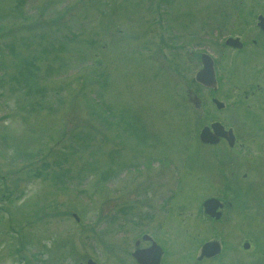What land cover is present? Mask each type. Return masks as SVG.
Segmentation results:
<instances>
[{
  "label": "rangeland",
  "instance_id": "374dc122",
  "mask_svg": "<svg viewBox=\"0 0 264 264\" xmlns=\"http://www.w3.org/2000/svg\"><path fill=\"white\" fill-rule=\"evenodd\" d=\"M259 13L264 0H0V264H138L144 233L165 238V264L189 255L174 226L230 174L199 132L209 97L234 93L196 81L200 56L229 35L264 48ZM243 109L222 118L254 132ZM243 181L256 191L239 202L264 207L262 170Z\"/></svg>",
  "mask_w": 264,
  "mask_h": 264
},
{
  "label": "flooded vegetation",
  "instance_id": "af4514ba",
  "mask_svg": "<svg viewBox=\"0 0 264 264\" xmlns=\"http://www.w3.org/2000/svg\"><path fill=\"white\" fill-rule=\"evenodd\" d=\"M259 35L258 40L253 39V44L256 45L259 39L263 41L264 32L261 29ZM223 49H226L223 56L213 58L215 86L202 85L218 92L223 84H227L234 94L229 98L227 97L229 93H224V99L228 102L223 101L222 98L218 99L215 95L209 97L211 109H208L210 112L206 113L210 115L217 113V115L212 116L208 122L202 123L201 129L205 126L210 127L215 122L221 124L222 128L218 127V132L212 128H210L211 131H208L218 138L217 142H201L200 145L202 148H208V151L217 160L225 161L223 167L229 168L230 174L221 176L215 182L216 188L213 189L215 193L202 200L217 198L219 204L214 212H207L201 206L199 217L195 216L197 221H183L174 226L173 229L176 228L184 234L187 249L190 252L189 255L182 253L178 264H187L188 261L190 264H205L211 261L216 264H257L261 262L257 257L264 254V244L258 245L260 240L257 235L259 234H256V227L254 228L256 224L263 225L264 223L251 221V217L255 218L257 215L259 217L260 208L264 209V207L256 205L248 207L244 201L239 202L241 198L256 191L252 183L243 181L248 177V174L250 172L257 174L260 169L264 173V138L262 140L264 137V85L260 86V82L264 84V78L257 81L258 78L253 77L257 71L253 68L249 69L250 65H248L253 61H264L261 60L264 58L261 52L264 51V48L262 46L255 48L243 43L241 47L225 45ZM254 85L257 86L256 89L253 88ZM223 88L221 87V89ZM224 89V91L227 90V88ZM232 107L244 108L243 111L248 109L249 115H254L258 128L254 132L246 129L240 131L235 124L223 119V112L226 110L229 112ZM248 140L250 144L246 142ZM260 192L264 197V190H260ZM252 210H255L256 215L250 217ZM209 235L210 237H208ZM236 237L242 238L236 241ZM162 238L158 235L151 239L142 237L140 240L134 241V246L147 250L155 241L163 251L160 264H165L166 240ZM193 239L199 242V248L196 251L190 247L191 242H194ZM143 240L147 244L141 246ZM209 241L216 242V245L209 249L208 254H203V245ZM192 256H195L196 263H193ZM245 257H249L250 260L243 262ZM186 260L188 261L186 262Z\"/></svg>",
  "mask_w": 264,
  "mask_h": 264
},
{
  "label": "water",
  "instance_id": "95a60500",
  "mask_svg": "<svg viewBox=\"0 0 264 264\" xmlns=\"http://www.w3.org/2000/svg\"><path fill=\"white\" fill-rule=\"evenodd\" d=\"M258 25L264 30V16L259 15ZM226 44L241 47L243 44L239 41V38L229 37L226 40ZM203 67L197 72V80L206 84H213V68L212 60L207 54H202ZM216 125V124H215ZM201 139L203 141L214 142L216 139L209 138V135L205 132H201ZM213 199L207 201L205 205H212ZM146 237V236H144ZM133 255L138 259L141 264H159L161 249L155 243L147 250H136ZM147 257V258H146ZM87 264H96L92 259H88Z\"/></svg>",
  "mask_w": 264,
  "mask_h": 264
},
{
  "label": "trees",
  "instance_id": "16d2710c",
  "mask_svg": "<svg viewBox=\"0 0 264 264\" xmlns=\"http://www.w3.org/2000/svg\"><path fill=\"white\" fill-rule=\"evenodd\" d=\"M19 1H21V0H19ZM41 38H42V37H41ZM23 44H27V42H26V41H23ZM12 51H14V48H12ZM16 76H17V75H16ZM13 80H14V77H13ZM13 80H12V81H13ZM17 83H18V82H17ZM42 89L46 91L45 86L42 87ZM4 194H5V193H4Z\"/></svg>",
  "mask_w": 264,
  "mask_h": 264
},
{
  "label": "bare ground",
  "instance_id": "6f19581e",
  "mask_svg": "<svg viewBox=\"0 0 264 264\" xmlns=\"http://www.w3.org/2000/svg\"><path fill=\"white\" fill-rule=\"evenodd\" d=\"M202 203L206 204V203H207V201H202ZM207 206H208V205H207Z\"/></svg>",
  "mask_w": 264,
  "mask_h": 264
}]
</instances>
